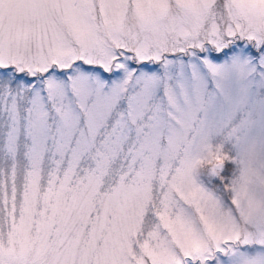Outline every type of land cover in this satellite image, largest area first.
I'll list each match as a JSON object with an SVG mask.
<instances>
[{"label": "snow or ice", "instance_id": "obj_1", "mask_svg": "<svg viewBox=\"0 0 264 264\" xmlns=\"http://www.w3.org/2000/svg\"><path fill=\"white\" fill-rule=\"evenodd\" d=\"M0 264H264V0H0Z\"/></svg>", "mask_w": 264, "mask_h": 264}]
</instances>
